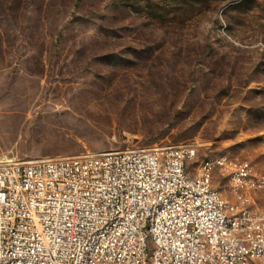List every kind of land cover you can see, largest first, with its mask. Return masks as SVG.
Instances as JSON below:
<instances>
[{"label": "rangeland", "instance_id": "1", "mask_svg": "<svg viewBox=\"0 0 264 264\" xmlns=\"http://www.w3.org/2000/svg\"><path fill=\"white\" fill-rule=\"evenodd\" d=\"M183 144L264 210V0H0V157Z\"/></svg>", "mask_w": 264, "mask_h": 264}, {"label": "built area", "instance_id": "2", "mask_svg": "<svg viewBox=\"0 0 264 264\" xmlns=\"http://www.w3.org/2000/svg\"><path fill=\"white\" fill-rule=\"evenodd\" d=\"M187 152L197 148L183 144L111 151L109 161L92 154L38 160L1 156L0 260L71 264L78 240H85L81 264L104 259L137 264L130 262L137 241L133 221H141L144 229L149 264L153 254H161L164 264H255L253 253L264 260V236L244 242L245 232L257 229L253 217L234 222V214H241L235 205L230 219L221 218L215 208L217 189L204 187V175L225 167L229 176L239 175L234 183H241V190L235 196L245 200V169L240 164L228 169L227 160L191 182L188 165L180 162ZM108 172H115L116 181H108ZM164 200H172L173 209L161 215L162 227L155 228L162 248H153L146 241V225ZM202 202H212V209L197 213ZM140 211H147V220H140ZM97 224L114 225V232L106 236L102 252L86 260ZM233 244H242V251H233Z\"/></svg>", "mask_w": 264, "mask_h": 264}, {"label": "bare ground", "instance_id": "3", "mask_svg": "<svg viewBox=\"0 0 264 264\" xmlns=\"http://www.w3.org/2000/svg\"><path fill=\"white\" fill-rule=\"evenodd\" d=\"M197 152H187V155H180V162H184L188 165L191 161L196 158ZM111 154L102 155V161H109ZM225 158H218L216 160H207L202 164L198 170V174L192 177L189 173V179L191 182H199L201 172L209 170V168L216 163H224ZM228 169H233L228 163ZM223 175L229 180V188L231 193H233L234 199L225 200L222 193L214 187L212 183L211 175H204V187L208 190L217 189V200H215V208H219V213L221 218L230 219V211H235V205H237V210L241 211V214H234V222H246L253 217V224L257 225V229H250L244 234V242H253L256 237L264 236V212L261 209L255 208L253 206L250 191L254 187V180L250 176V169H245L246 178H244V192L245 200H242L241 196H235L237 190H241V183L239 182V175H231L225 172V167H217ZM108 181H116L115 172H108ZM228 199V198H227ZM173 209L172 200H164L159 202L158 211H153V220H148L146 225V241L148 246H153V248H162V240L155 239V228L162 227V217L165 213ZM212 209V202H202V205L197 206V213H204L207 210ZM140 220H147V211H140ZM133 229H135L136 250H134V255H130V262H137V264H149L146 257V247H145V232L141 226V221H133ZM114 225H104L97 224V232L91 242V246L86 249V260H93L95 255L102 252L103 242L108 234H113ZM77 251L73 254V259L71 264H81L85 259V240H78ZM233 251H242V244H233ZM262 260L260 253H253V261ZM0 264H15V258H6L5 260H0ZM93 264H115V259H104V262H96ZM116 264H127L126 260H118ZM152 264H164V257L161 254L152 255Z\"/></svg>", "mask_w": 264, "mask_h": 264}]
</instances>
